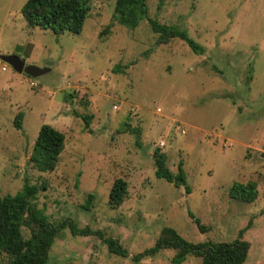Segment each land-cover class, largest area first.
Listing matches in <instances>:
<instances>
[{
    "label": "rangeland",
    "instance_id": "obj_1",
    "mask_svg": "<svg viewBox=\"0 0 264 264\" xmlns=\"http://www.w3.org/2000/svg\"><path fill=\"white\" fill-rule=\"evenodd\" d=\"M26 1L0 0V56L50 70L30 78L0 60V193L38 186L33 204L49 222L70 218L129 254L65 229L46 264H171L170 250L131 258L164 227L193 243H229L246 229L244 264H264V158L255 151H264V0H147L150 19L185 31L202 54L179 39L159 44L147 21L135 29L113 22L115 0H89L78 35L29 27L21 14ZM19 113L20 130L13 124ZM43 125L65 136L51 173L29 162ZM155 149L171 172L181 165L185 186L155 176ZM116 179L128 183V194L112 209ZM248 182L258 192L253 203L229 198L233 184ZM200 263L193 255L183 262Z\"/></svg>",
    "mask_w": 264,
    "mask_h": 264
},
{
    "label": "trees",
    "instance_id": "obj_2",
    "mask_svg": "<svg viewBox=\"0 0 264 264\" xmlns=\"http://www.w3.org/2000/svg\"><path fill=\"white\" fill-rule=\"evenodd\" d=\"M163 1V0H161ZM89 0H27L21 8V14L31 28L50 31L55 35L64 33L78 35L90 13ZM112 21L129 29H135L141 21H147L152 31L158 35L159 44H167L172 39H179L197 54L203 53V48L188 37L185 31L174 26L160 24L148 17L147 0H115ZM109 24L102 32H109ZM88 130L91 116H81ZM21 113L14 118V127L22 128ZM135 135L139 131H132ZM65 147V136L49 125L39 129L34 142L29 162L39 172L55 171L59 157ZM155 176L176 187L186 185L185 174L181 168L173 173L167 167V157L159 149L153 152ZM40 189H44V186ZM128 183L124 179L113 182L108 197V206L119 208L128 194ZM188 193V190L185 188ZM39 192L38 186L25 185L16 195L2 196L0 193V254L6 258L5 264H46L50 249L61 231L68 229L73 236H96L103 240L108 251L121 257H128V252L116 239L104 237L103 233L93 231L89 227H80L72 219L66 218L57 223H51L33 204ZM258 196L256 184L235 183L230 188L229 198L244 203H253ZM94 199L88 194L87 203ZM192 219L193 217L189 215ZM198 228L205 231L197 219ZM28 237L25 238L23 230ZM246 231V229H245ZM242 230L237 239L229 243H193L183 239L174 229L164 227L156 238L154 245L141 253L132 256V260L154 257L161 250L174 251L171 264H183L188 255L200 258V264H244L250 244L243 239Z\"/></svg>",
    "mask_w": 264,
    "mask_h": 264
},
{
    "label": "water",
    "instance_id": "obj_3",
    "mask_svg": "<svg viewBox=\"0 0 264 264\" xmlns=\"http://www.w3.org/2000/svg\"><path fill=\"white\" fill-rule=\"evenodd\" d=\"M0 60L8 64L17 74L28 76L30 78H37L50 70V64L45 65L43 68L26 65L25 62L17 55H1ZM261 157L264 158V154H262Z\"/></svg>",
    "mask_w": 264,
    "mask_h": 264
},
{
    "label": "built area",
    "instance_id": "obj_4",
    "mask_svg": "<svg viewBox=\"0 0 264 264\" xmlns=\"http://www.w3.org/2000/svg\"><path fill=\"white\" fill-rule=\"evenodd\" d=\"M2 69L5 70V67H3ZM176 131H179V129L177 128ZM181 133H183L182 130H181ZM164 146H165V142H164V141H160V143H159V147H160V148H163Z\"/></svg>",
    "mask_w": 264,
    "mask_h": 264
},
{
    "label": "crops",
    "instance_id": "obj_5",
    "mask_svg": "<svg viewBox=\"0 0 264 264\" xmlns=\"http://www.w3.org/2000/svg\"><path fill=\"white\" fill-rule=\"evenodd\" d=\"M259 148H260V147H257V148L255 149V151H258V156L261 157V155L264 154V151H263V150H260ZM261 158H263V157H261Z\"/></svg>",
    "mask_w": 264,
    "mask_h": 264
}]
</instances>
